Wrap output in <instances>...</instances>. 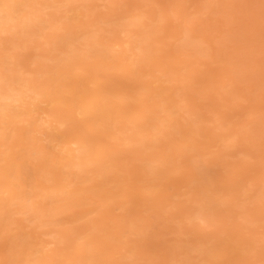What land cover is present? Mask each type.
I'll use <instances>...</instances> for the list:
<instances>
[{
	"label": "bare ground",
	"instance_id": "obj_1",
	"mask_svg": "<svg viewBox=\"0 0 264 264\" xmlns=\"http://www.w3.org/2000/svg\"><path fill=\"white\" fill-rule=\"evenodd\" d=\"M94 1H97V0H0V36H3L4 38H6V37L9 38V43L11 44V47L13 50H17L18 48H21V45L19 42L22 41V39L24 37L30 38L31 35L36 36V33L38 31L40 32V31H43L45 29H49L51 31V33L46 35L45 43H47L48 45L51 46V49L49 48L50 49L49 51H56V50L58 51L57 55L54 54V55L50 56V55H44L43 54L42 56H40L41 60H44V61L50 60V61L54 62V66L57 67V68H55L56 69L55 73L50 72L52 69L50 71L43 70V67H44L43 65L45 63L44 64L42 63L43 67L41 68V70L32 71V72H28V73L20 72L21 76L19 75V77L16 79L13 77L14 74H8V73L6 74L3 71V67L0 66V223L2 220V218H1L2 211L6 210L8 214L10 212V215H13V213L27 215L26 220L30 219V222L31 221L35 222L36 228L43 229V228H47V227H53V223H57L56 217L61 213L60 210L64 205V204H61V202L68 203L69 207L71 208V206L74 205L75 203H77V202L82 203L83 201L86 202V199H88V197L92 196V198L94 197L95 199H97L99 201V203H100L99 206L100 207L102 206L104 209L103 213H102V217L99 216L101 219V220H99L101 225L103 222H105L109 218L113 217V219L111 221L113 224L116 225V229H115L116 233H113V235H112V232H113V230H112V232H111L112 236H110L111 238L109 237L110 240L113 241V240L123 239L122 236H120L121 232L125 228H129L131 230L134 229L135 223L130 222V223H128L127 226L118 225L119 219H120L119 217H121V216L110 214L112 217H109V211L111 210V208L113 209V207H114L113 206L110 208V205L116 204L117 208L120 210L121 204H119L118 202L114 204L113 197H111L112 195L109 196L107 193L109 191H105L106 188L104 189V191L101 190L104 186H94V187L93 186L92 187L86 186L87 188H79V189L71 190V189H69V184L63 183L66 181L67 177H69V175L71 173V171H68V170H67V172L64 171V169H68V168L78 170L77 174H74V176L79 180L78 183H83V182L87 181L83 177V173L86 172L85 170H86L87 166H94V168L92 170H90L92 172V177H102L103 176V173H102L103 166H107V167L110 166L112 164V162L115 161L116 159L113 160V157L110 156L112 154V152L109 151L106 146H105L106 148H102V146H101L102 136H105V138L109 139V141L114 142L115 145H117L116 152H118V154L119 153L122 154V152L123 153L124 152H131L132 150L136 151L138 156L135 158L138 160L141 159V163L143 164V167H141V168H143L142 171L143 172L145 171L146 173H148L150 178H152L153 182H154V180L162 179L168 173L175 172L178 169L179 166H178L177 162H179V161H176V158H178L177 160H179V158H183L185 156L186 157L188 156L189 159L188 158L187 159H188V162L190 165L189 167H191V165L194 166V164H196L197 162H201V161H199L200 159L202 161L205 160L204 156L207 154V151L205 149L201 148V150H199L200 153L198 151H196V152H198V153H196V155H190L189 154L191 151L193 152V151L197 150V145H194L192 140H194L196 142L198 141L195 139L196 136L194 138V136L190 137V135H192V134L197 135L200 131H205L206 129H207V131L208 130L210 131L211 129L208 128L209 127L208 122H210L211 117L213 119L216 116L212 115L210 117L209 115H207V116L199 115V113H198L199 109L197 110V108L192 107V105L189 103H184V98H183L184 95L181 94V91H183V89H188L190 91H193V90H191L193 88V86H195V85L197 86V82L199 83V81L194 78V76H196V75L187 77L188 74L185 73V71H183L184 69H187V68H185V64H184V68H178L177 66H173L172 62H173L174 58L170 55H169L170 58L165 57L166 58L165 59L166 60L165 61L166 67H164L165 66L164 64H163L164 66L157 64V66L154 68V66H155L154 63L156 64V61L157 60L159 61V59L156 58L158 56L155 55V52L157 50L160 51V48L158 49V47L161 46L160 45V41H161L160 39L162 38L161 36H160L161 38L158 36L159 35L158 33L161 30L158 29L157 25H158V23H160L162 21L163 22L166 21V19L168 20L169 15H168V18L166 16L162 17L163 15H165V12L159 11L160 10L159 9L158 11L160 13L156 14V15L160 16V19L159 18L157 19V21L159 20L157 25H155V22H157V21L153 20V18L151 19V17H148L149 22H146L144 20L145 19L144 15L141 16L139 14L138 15L133 14L131 16V14L133 12V11L131 12L132 9L129 11L131 13L128 14V16L124 15L123 13H122V15L119 16L118 15L119 12H118V13L114 14L115 16L117 15L116 18L115 17H113V19L108 18V20H107L104 17L108 21V22H106V24L110 25L109 28L112 27V29H110V30L114 34L113 38H110L108 40H105L104 38L102 39V37L98 36L97 33L94 34V33H91L89 31H86L84 26L82 27V28H84L83 30H81V28H80V30H81L80 33H78V32L71 33L72 39H69V40H68L67 36L62 37L58 34V32H62L63 30L68 29V25H67L66 20H68L70 17L69 13L73 12V13L77 14V17L79 18V16H80L79 11L81 10L80 7L82 8V11L84 8L85 10H87L89 12L92 9V4L94 3ZM101 1H103V0H101ZM111 1L112 0H106V3H108V5H110ZM178 1H180V0H178ZM186 1H188V0H186ZM208 1L210 2V0H208ZM221 1L222 0H219V2H221ZM257 1H259V0H257ZM262 1H259V2H262ZM176 2H177V0H176ZM180 2H182V1H180ZM183 2H184V0H183ZM205 2H207V0ZM250 2H251V0L249 1V3ZM185 3H188V2H185ZM185 3H182V5H184ZM202 3H203V1H202ZM212 3H213V1H212ZM238 3H240V2H238ZM209 4H211V3H209ZM179 5L175 6V8L178 7ZM243 5H244V2H243ZM190 6L188 5V8ZM201 6H203V5L201 4ZM208 6H206L205 9H208L209 8ZM63 7L68 8L65 10V16H61L58 14L60 11V8H63ZM170 7L173 8V5L170 4ZM180 7H181V9H183L182 6H180ZM186 7H187V5H186ZM186 7L182 11L185 12V10H187ZM244 7H246V6H244ZM262 8L263 7H261L260 9L262 10ZM165 9H167V8H165ZM173 9H172V13L175 16V18H177V19L184 13L183 12L181 14V12H180L181 9H179V11H178V9H174V10ZM55 10H57L58 12ZM153 10H155V9H153ZM189 10H187V11H189ZM44 11H46V12H44ZM87 11H86V14L88 13ZM92 11H94V10H92ZM92 11H91V14H88L89 17L92 16ZM95 11H96V9H95ZM136 12H138V11H136ZM194 12H195V10H194ZM203 12H205V11H203ZM257 12H259V15H261V13H260L261 11L258 10ZM84 13H85V11H84ZM139 13H141V12H139ZM161 13H162V15H160ZM188 13L190 14V11L187 12V14ZM193 13H192V16H193ZM119 14H121V13H119ZM185 14H186V12H185ZM204 14H206V12ZM204 14H203V16L200 14L203 19L200 18L199 14H198L199 19L204 20L205 19ZM254 14H255V12H254ZM262 15H263V13H262ZM153 16H155V15H153ZM73 17H75V16H73ZM73 17H72V19H74ZM83 17H84V14H83ZM196 17L194 15V18H196ZM181 18H182V16H181ZM185 18L186 17L184 16V19ZM109 19H111V20H109ZM191 19H193V17H191L190 20ZM236 19L239 20L241 18L237 17ZM98 21H99V19H98ZM261 21H263V20H261ZM261 21L258 20V23ZM169 22H171V21H169ZM192 22H193V20L191 22H189V19H188L182 25L183 26L182 29L178 28L181 30V32H179L178 30H174V33L170 32L172 34L171 37H170V33H168L169 36H167V38L168 37L172 38V41L175 40L174 37L176 35L178 36V37L176 36L177 46L176 47L174 46V47L177 48L176 50H179V52L182 51L184 54L183 56H185V58H187L186 55L190 54L188 52L191 50L194 51L195 55L198 54V55L205 56L207 48L211 47V45L209 43L205 44L204 39H202L200 36H196L197 34L194 35L195 33H198V31L195 32L193 30L192 24H191ZM232 22L234 23V21H232ZM235 22H236V20H235ZM100 23H101V21H100ZM176 23L177 22H175L173 25L171 24L173 29L180 24L179 23L177 25ZM188 23H190V24H188ZM197 23H199V22H197ZM95 24H96V22H95ZM101 25L102 24H98V26H101ZM197 25L198 24H196L195 27ZM202 25L203 24H201L200 27ZM240 25H241V23L238 26H240ZM252 25H253V22H252ZM261 25L262 24H260V27L264 28L263 27L264 24L262 26ZM167 26H170V25H167ZM254 26H256V25H254ZM106 27L108 29V26H106ZM162 27L165 29L164 26H162ZM257 27H258V25H257ZM260 27H259V29H260ZM102 28L104 29L103 26H102ZM163 28H162V30H163ZM241 28H242V26H241ZM103 29L99 28V30H101V31H106L108 33L111 32L110 30L108 31V30H103ZM176 29H177V27H176ZM246 29L250 30L248 28V26H246ZM254 29H255V27H254ZM36 30H37V32H36ZM99 30H98V32H99ZM237 30L235 31V33L237 32ZM247 30L245 33L243 32L244 34L241 33V35H238L242 38V34H243V37H245V39H243V41L244 40L247 41L246 36L249 35V34H247ZM260 30H259V32H260ZM192 31H194L195 33ZM199 31H200V29H199ZM202 31H203V29H202ZM238 32L240 34L239 30H238ZM248 32H250V31H248ZM259 32H256V33H259ZM245 34H247V35L245 36ZM262 34H264V33L261 32L260 35H262ZM74 35H76V36L74 37ZM201 35H202V33H201ZM256 35H258V34H254V36H256ZM103 36L105 38L108 37L105 35H103ZM238 36L236 37V39L238 38ZM222 37L224 38L225 36H222ZM222 37L220 36L219 38H222ZM233 37H235V36H233ZM249 37H251V36L249 35ZM263 37L264 36H262L261 39H264ZM225 38H228V37H225ZM230 38H228L227 40H229ZM259 38L257 37V41ZM255 39H256V37H255ZM261 39H260V41H261ZM78 40L82 41L80 43V47L79 48L77 46L73 47L74 46L73 42L74 41L76 42ZM234 40H235V38H234ZM248 42H249V40L246 43L247 46H245V45H244V47L239 46V48L243 47L241 49L242 52H245V51L247 52L248 47H250V46H248V44L250 45V42L252 43V41H250L249 43ZM157 43H159L157 45L158 47H156ZM241 43H242V41H241ZM161 44H162V42H161ZM168 44H167L166 48H168ZM204 44L209 45V46L208 47L206 46L207 47L206 48V47H204ZM213 45H215V44H213ZM213 45L209 49L210 52H211L212 48H213V50L216 49L213 47ZM251 45H253V44H251ZM254 45H256V44H254ZM22 46H24V45H22ZM215 46L216 47L218 46V48H219L218 42L216 43ZM0 51H1V49H0ZM129 52H130V55L129 56L127 55L128 58L126 59L129 61V64H127L128 70H127L126 74L128 75V77H132V79H134L133 78L134 77L133 71L136 70L137 73H139V75H136L135 79H137L136 81H140L138 91L136 92V94H138L137 96L139 97V98L136 97V98H138L139 103H138V107H135L136 105L135 106L132 105L133 107H135L133 109L124 105L125 103L129 104L130 100H127V99H129L128 96L122 94V89L117 88L118 86L115 88H113L114 87L113 86L112 89L102 88L100 86L101 81H99L96 78L97 72H107L110 70L111 71L121 70L120 65H116V64L114 65L113 64V65L109 66L108 65L109 63L105 64L102 61H104L105 59H111V58H113V59L116 58V60H120L118 58L123 59L124 55L126 56V54H128ZM171 52H169V53H171ZM177 54H178V52H177ZM212 54H213V52L210 55H212ZM222 54H224V53H222ZM210 55L208 56V58L211 57ZM213 55H215V54H213ZM234 55H235V53H233V56ZM166 56H168V54ZM160 57H163V55L159 56V58ZM212 57H211V59H212ZM245 57H247V56H245ZM10 58H13V61L15 59L14 62L17 61V58L14 54L11 55ZM214 58H216V57H214ZM214 58H213V60H214ZM246 59L249 60L248 58H246ZM116 60L114 59L112 62H115ZM162 60H164V59H162ZM178 60H180V59H178ZM192 60H196V59L193 58ZM198 60H199V58H198ZM213 60H212V62H213ZM215 60H214V63L216 62ZM222 60H220V62L223 63ZM243 60H245V59H243ZM123 61H125V59H123ZM180 61L183 62V60H180ZM206 61H207V59H206ZM108 62H109V60H108ZM117 62L118 61H116V63ZM120 62H121V60H120ZM184 62H186V61H184ZM226 62H227V59H226ZM126 63L127 62L125 61V63H123L122 66L123 67L127 66ZM229 63L230 62H227V66L229 65ZM186 64H187V62H186ZM96 65H98V66L100 65V67L98 69H95L94 66H96ZM50 66H52V65H50ZM54 66L52 68H54ZM191 66H192V68L194 67L193 65H191ZM200 66H201V64L198 67H200ZM224 66H226V65H224ZM227 66L224 68L221 67V71H222V68L224 70L223 74H222V72L220 73L218 71V73L221 74V76H220L221 81H219L220 83L223 82L225 78H228L231 74L228 70L229 67H227ZM231 66H230V68H231ZM123 67H122V70H124V68H126V67H124V68ZM148 67L150 69L148 72H146V68H148ZM189 67H190V65H188V68ZM210 67H209V69H210ZM194 68H196V67H194ZM233 68L234 67H232V69ZM37 69H38V67H37ZM54 70H52V72ZM79 71H81V72H79ZM190 72H191V70H190ZM190 72H189V74H190ZM193 72H194V70H193ZM204 72H206V70H204ZM38 74L41 75L40 77H43V80L42 79L39 80L37 78ZM78 74H80V75L78 76ZM83 74H88L89 76L81 77V76H83ZM195 74H197V73H195ZM199 74L200 73H198V75ZM208 74H210V73H208ZM147 76H151L152 80L154 78V80L152 81L153 83L161 82V84H163V85L159 86L156 89L157 91L152 92L151 90L148 89L149 87L144 85V81H142L143 78H145V77H146V79H148ZM183 76H185V79L183 78ZM231 76L234 77L233 75H231ZM213 78H214V76H212V80H213ZM215 78H216V75H215ZM215 78H214V80H215ZM203 79H205V77ZM210 79L211 78L209 76L206 77V79L203 81V83H209ZM199 80H201V79L199 78ZM233 80H235V79H233ZM147 81H149V80H147ZM171 81H173L174 84L176 83L175 81L181 83V85L183 83L184 84L182 86L177 85V87L176 86L175 87H165V85L169 84ZM236 81H239V78ZM212 82H210V83H212ZM214 82H216V80ZM237 84H238V82L236 83V85ZM200 85H202V84H200ZM226 85L227 84L221 85L220 87H226ZM153 86H155V84H153ZM172 86H173V84H172ZM204 86H205V88L210 87L208 84H206ZM228 86L231 88L230 84H228ZM215 87H217V86H215ZM234 87L232 86V88H234ZM134 88H132V91ZM194 89H195V87H194ZM221 90L225 91L224 89H221ZM196 91H199V90L196 89ZM150 92H152V93H150ZM167 92H172V93H170L169 95L168 94L165 95ZM236 92L238 93V91H236ZM232 93H234V92H232ZM150 95H152V97H149ZM116 99H119V102H117ZM151 99H154V101H153L154 104L152 103L153 105H151L152 107L146 109V107L148 105L147 104L145 107V110H144V108L141 109L142 107L145 106L146 101L148 103V100L151 101ZM134 100L135 99H133V101L131 100L133 102V103L131 102L132 104L135 103ZM202 100H205V98H202ZM219 102H220V100H219ZM42 103H44V104L47 103V105L44 109H42V106H41ZM205 104L207 106L208 103H205ZM149 105H150V102H149ZM211 105L214 106L213 103ZM212 106L210 107V105H209L210 108H212ZM207 109H208L207 107L204 108V110H206V111H207ZM211 110H213V109H211ZM216 112L217 111H215V113L214 112H212V113L216 114ZM178 113H179L180 117H179V115H178V117H176V115ZM201 113L203 114V111ZM218 114H220V113L218 112ZM246 114H247V111H246ZM250 114L248 112V115H250ZM223 115H225V114H223ZM44 116H46V117H44ZM222 116L217 118L218 123H215V127H214V125L212 126V127H214L215 130H218V132L223 130L222 128L225 126V123L228 122L227 119L225 120V118H223L224 120L222 121ZM261 116H263V115H261ZM243 117H244V115H243ZM178 118H179V120L181 119L180 120L181 122H183L182 125L184 124L186 127H188L187 130H185V128H184V130H182L181 128H183V127H179V129H178V127L177 128L175 127L174 123H176ZM241 119H243V118H241ZM261 119H264V118H261ZM36 122H39V124L46 125L49 130L58 131L59 128H65L66 126H70L71 128L66 130V131H68L67 134L62 133L60 137L53 139L52 143H51L52 148L57 149L58 152L64 153V155H62L61 157H57L58 161H54V160L52 161V159H51L52 163L51 164L49 163L50 164L49 167H53L55 170H57V173H60V171H61L60 176L48 178L46 175L48 173H50V174H53V173L47 171L46 169H44V167H42V169L44 171L43 173H41L42 178H44L45 181H51V182L45 183V184L42 183V184H39L38 186H36V185L33 186L32 189L34 190V193L32 191L33 194L28 197L24 193L26 190L24 188V185L22 184L23 182L21 179V172H20L19 164L15 161L16 160L15 154L19 152L18 150L20 148L16 147L15 144H10V145L6 144V140H7L6 133L9 130V134H11L13 136L15 135L17 138L22 137V135L25 133L26 134H31L32 132L35 133L38 131V129H37L38 125L36 124ZM242 122L245 123V117H244V120ZM250 122H248V123H250ZM18 123H22V125H23V123H25L23 131H20L21 133H19V131L16 127V124H18ZM177 123L179 125V122H177ZM207 123H208V125H207L208 127L206 128ZM248 123H247V125H249ZM251 123H253V122H251ZM212 124L213 123L211 120V125ZM260 124H262V123L260 122ZM263 125H264V123H263ZM240 126H242V125H240ZM248 127H247V129H248ZM225 128H227V127L225 126ZM228 129L231 130V127L230 128L228 127ZM223 131H225V130H223ZM190 132L192 134H190ZM225 132H223V133H225ZM203 133H206V132H203ZM220 133H222V132H220ZM175 134L182 136V137L180 136V138L183 139L182 140L183 143H182V146H179V147L176 146L177 148H179L178 154L175 155L176 158L175 157L171 158V157H173L172 154L165 155L162 152H159L158 151L159 148L156 144L160 141L161 142L163 141L165 144V148L163 150L172 149L174 147V145L176 144L175 142H179V144H180V140L179 141L176 140ZM209 134H211V133H209ZM209 134H207L208 138H209ZM215 134H217V133H215ZM244 134H245V132H244ZM41 135L43 136L44 134H41ZM237 135L240 136L241 134H236L235 132H232V133H229L226 135L220 134V137H218V135H217V137L220 139V141L224 145L223 147H227V148L230 147V150L233 152V150H235L238 147L237 142H239V139H237ZM248 136H249V134H248ZM177 137H179V136H177ZM202 138H204V137H202ZM210 138H211V135H210ZM241 138L243 139V137H241ZM200 140L201 139H199V141H198L199 144L201 143ZM38 141H43V139L38 138V137L34 138V136H33V137L29 138L28 143L33 146L32 152H34L37 156H39L41 158V156L43 157L44 154L46 155V153H44V151H43V146L40 147V145L37 144ZM191 141H192L193 145L190 144ZM245 141H246V139H245ZM209 142H212V141L209 140ZM214 142H216V141H214ZM221 142H219V143H221ZM36 144H37V146H35ZM177 145H178V143H177ZM214 145L215 144H213V146ZM124 146H126V149H124ZM46 147H47V145H46ZM46 147H45V149H46ZM131 147H134V148L132 149ZM146 150L147 151L149 150L148 156L143 158L141 156L142 155L141 152L144 153V152H146ZM174 151L176 153V150H174ZM237 152H238V154H243V155H246L249 157L251 156L250 151H249V147H245L244 150L238 149L235 152V154L232 156L235 157V155H237L236 154ZM175 153H173V155ZM217 156L221 157L222 155H221V153H218L216 155V157ZM65 159H67V161H65ZM249 161H248V163H249ZM180 162H182V161L180 160ZM185 162H187V161H184V163ZM58 163L61 164L59 168L57 167ZM141 163H139V164H141ZM180 165H181V163H180ZM62 170L64 172H62ZM194 170H196L198 172V175L200 174V176H202L201 178L207 179L210 182L208 174L205 175L203 173V170H205V169H203L202 167H196V169H194ZM62 173H65L64 175H67V176L61 178ZM229 174L231 175L232 173H228V175ZM233 174H234V172H233ZM200 176H199V178H200ZM201 178L199 179V182L202 181ZM113 180H115V179H113ZM197 180L198 179H196V181ZM72 182H74L73 178H71L70 181H67V183H70V184ZM119 183H121L120 180L119 181L115 180L111 184L116 187ZM221 183H222V181H221ZM143 184H144V182H143ZM151 184H150V186H151ZM191 184H192V182H191ZM131 185L129 183L128 187H133ZM153 185H155V184H153ZM255 185H257V184H255ZM198 187H201L202 189L199 191L193 190L191 197H189V199H188V201H190L192 203L190 205V208L184 209V211L182 210V212L180 214V223L182 225H187L188 227L189 226L195 227L196 225L198 226V228H199L197 230L198 236H200L201 233L203 231H205V229L209 226L210 222H212V224H216V221H214L212 219L215 216H219L220 213H222L221 211L218 210V206L226 205V206L231 207V206L235 205L234 202H236V206H237L236 208L240 209L242 207V205H244L245 201H248L247 202L248 205H252V204L256 203V202L253 203L254 202V200H253L254 196H251V195L248 196L247 195L250 192V190L248 188H246L245 185H242V187H239V184L236 183L235 180H233L231 182V184L229 185V187H226V189H223L221 186L220 187L222 189L221 188L220 189L219 188H216V189L215 188H209V185H208V187H206V186H204V187L198 186ZM211 187H212V185H211ZM257 187H259V186H257ZM238 188H241V189H239L240 191H238ZM110 189H108V190H110ZM147 189H149V187ZM150 190L146 196L148 201L151 203L150 204L151 207H149V208L154 212L159 211L158 209L155 208L157 206L154 207L152 205L153 203H155L154 201H156V199H157L155 196L156 191L154 190L152 192V190L151 191ZM251 190H252V188H251ZM220 191L222 194L218 195ZM123 192H124V189L119 193H121V195L125 194ZM84 193H86L87 195H84ZM251 193H252V191H251ZM28 194H29V192H28ZM113 194H117V193L113 192ZM39 195L41 197V198H39V199H41V202L38 201V203H37V201L35 199H37V196H39ZM132 195L129 194V197H132ZM184 195H185V193L183 194V196ZM118 196L120 197L119 194H118ZM224 196L232 197V199L229 200L227 197V199H228L227 200L224 198ZM129 197H127V198L129 199ZM134 197H136V196H134ZM136 198H138V197H136ZM131 199H133V197ZM131 199L128 200V202L129 201L131 202ZM147 199H145V200H147ZM88 200H87V202H88ZM133 200H132V202H133ZM148 201H145V203H148ZM183 201H185V200H183ZM188 201H187V203H188ZM263 202H264V200H263ZM94 203H97V202H94ZM257 203H259V202H257ZM89 204H91V203H86V205H89ZM15 205L17 206V208L15 210L10 209V211H9V208H11L12 206H15ZM80 205H82V204H80ZM142 205H143V207H146V206H144V204H142ZM107 206H108V208H106ZM126 206H127V204H126ZM141 207L142 206H140L139 209ZM260 209L262 210L264 208H260ZM229 210H231V208H229ZM243 210L244 211L241 213L242 214V217H241L242 220L246 219L250 223L259 221L260 218L255 219L256 217L253 218V220H249V218L254 215V210H251L250 208H248V206H246V209L244 208ZM166 211H167V209H166ZM228 211H226V212L227 213L231 212V211H229V212ZM90 213H91L90 211L87 212V214H90ZM140 215H142V214H140ZM164 215H165V213H164ZM225 215H226V213H225ZM220 217H223L222 214L220 215ZM126 219H128V217ZM139 219H141V218H139ZM86 220H87V217H86ZM69 223H71V222H69ZM95 224H92V226H90V229L92 231H94V234L101 235L104 232V231H102L103 227L97 223H95ZM61 225H63V224H61ZM90 229H89V232H90ZM45 230L46 229H44V231L42 232L43 235H53V238H55V242H57V243H62V244L68 243L69 246H67V248H70L73 251L72 252L73 254L72 253L69 254L70 256L67 253H62V252H58V253L56 252V253H50L49 254L47 251L48 250L47 247L49 244L44 242V243H41L38 248L30 250L29 252H27L25 254L24 264H95L94 261H96V260L90 261L88 259V257L86 259V257L84 256L85 252H87L89 254L90 251L95 250L94 249L95 246L92 243L93 241L91 239V235L93 233L88 234V231H87V233L86 232L85 233H77L75 230H71L68 232L67 231L66 232L65 231L59 232L58 231L59 229L57 231L50 229L51 231L49 230V232H47ZM215 232H217V231H215ZM131 234H132V232H131ZM139 234H141V233H139ZM215 234H213V235H215ZM108 235H110V234H108ZM213 235L210 236L206 233L204 236V241H201L200 237H198V240H197L198 245H196V246L194 245L195 246L194 250L195 251L198 250L199 252H201L203 257H205L206 262L209 264L210 263L217 264V263H215L216 262L215 257H217L220 254H223L227 248H230L232 246L231 244H229L228 242H225L224 240H223V242H221V240H219L220 242L217 240V242L213 243L210 246H208V245L204 246L205 243L210 242V240H212L214 238H217V239L219 238V237H215V236H217V234L215 236H213ZM229 235H230V239H227V240L231 241V243H233V246L236 247V249L242 250L243 246L245 244L247 245V242H245L243 239V236L245 235V233L233 231V234H229ZM128 236H130V235H128ZM139 237H141V235ZM85 238H88L89 240L86 243H80V241L84 240ZM131 241H132V239H131ZM106 242H108V241H106ZM20 244L22 245V243H18L16 245L19 247ZM23 245H25V243ZM248 246H246V248L243 250L249 251V249H251L252 247L250 246V244ZM98 247H101V245ZM109 248L110 247H107L108 251L111 249V248L110 249ZM137 249H136V251H137ZM96 250H98V249H96ZM50 251H52V250H50ZM108 251H107V253H108ZM99 252H101V251H99ZM115 252H117V251H115ZM111 253H113V252H111ZM184 253H186V252H184ZM71 255L72 256L74 255L73 259L72 258L70 259ZM108 256L111 258L110 255H108ZM105 258H106V256H105ZM107 259H109V258H107ZM216 260H218V259H216ZM219 262H220V264H228L229 263L226 261V259H222ZM104 264H106V262ZM244 264H257V261L250 260L248 262H245Z\"/></svg>",
	"mask_w": 264,
	"mask_h": 264
},
{
	"label": "rangeland",
	"instance_id": "obj_2",
	"mask_svg": "<svg viewBox=\"0 0 264 264\" xmlns=\"http://www.w3.org/2000/svg\"><path fill=\"white\" fill-rule=\"evenodd\" d=\"M180 1H182V2H180ZM180 1L177 0V2H178L177 3L176 0H112L110 5H108V3H106V0L105 1L104 0L103 1L97 0V1H94L95 4L94 3L92 4V9L89 12L87 10H85L84 8L82 11V8L80 7L81 10L79 11V15H80L79 18L77 17V14H75V13H73V12L69 13L70 15L69 14L68 15L70 17L68 20H66L67 25H68V29L63 30L62 32H58V34L62 37L67 36L68 40H69V39H72L71 33H75V32L80 33V31L85 28L86 31H89V32L94 33V34L97 33L98 36L102 37V39L104 38L105 40H108L110 38H113L114 34L110 30V29H112V27L109 28L110 25L106 24V22H108L107 21L108 18H111V19H113V17L116 18L117 15L115 16L114 15L115 13H118V12L121 13V14L118 13L119 16L122 15V13L124 15L128 16V14H130L133 11L131 16L133 14H136V15L139 14L141 16L144 15V18H145L144 20L146 22H149L148 17H151V19L153 18V20H156V21L158 18L160 19V16L156 15V14L160 13L159 11L165 12V15H163L162 17L166 16L168 18V15H169L168 20L166 19V21H164V22L161 20L162 22H160V23H158L159 20L157 22H155V25H157V23H158V25H157L158 29L161 30L158 33L159 34L158 36L159 37L161 36L162 38L160 37L161 41L159 40L161 46L159 45L160 47H158L157 45L159 43L156 44V47H158V49L160 48V51L157 50L155 52V55L158 56L156 58L159 59V61L157 60L156 64L154 63V65H155L154 68L157 66V64L162 65V66L165 65L164 67H166V64H165L166 60L165 59L168 58L170 55L174 58V60L172 62L173 66H177L178 68H184V64H185V68H187L188 70L184 69L183 71H185V73L188 74L187 77L196 75V76H194V78L199 81V83L197 82V86L196 85L193 86V88L191 89L193 91H190L188 89H183L184 92L181 91V94L184 95V97H183L184 103H189L192 105V107L197 108V110L199 109L198 110L199 115H203V116L209 115L210 117L212 115L216 116L213 119L211 117V120L213 123L212 125H211V120H210V122H208L209 125H208V123L206 124V128L209 126L208 128L211 129L210 130L211 132L209 130L207 131V129H206L205 131H200L197 134L198 136L194 135L190 132V134H192V135H190V137L194 136V138H195V136H196L195 139L198 141H199V139H201L200 140L201 143L199 144L198 141L196 142V141L192 140L194 145H197V150H195L193 152L191 151L189 154L190 155H196V153H198L199 150H201V148L205 149L207 151V154L204 156L205 160L202 161L200 159L199 161H201V162H197L196 164H194V166L191 165V167H189L190 165L188 162V159H189L188 156L187 157L185 156L183 158H179V160H177L178 158H176V156H175L176 154H178L179 148H177V147L182 146V143H183L182 140L183 139L180 138L181 135L175 134L176 140H178V141L180 140L181 145L179 144V142H175L176 144L170 150H163L165 148V144L163 141L158 142L156 145L159 148L158 149L159 152H162L165 155L172 154L173 157H171V158L175 157L176 161H179V162H177L179 167L175 172L168 173L162 179H157V180H154V182H153L152 178H150L149 174L146 173L145 171L144 172L142 171L143 168H141V167H143V164L141 163V159L138 160L135 158L138 156L136 151L132 150L131 152H124V153L122 152V154H120V153L118 154V152H116L117 145H115L114 142L109 141V139L105 138V136H102V138H101L102 148L107 147L108 150L112 152V154L110 156L113 157V160L116 159L115 161L112 160L113 162L110 166H108V167L103 166V168H102L103 176L102 177H92V172L90 170H92L94 168V166H87L86 170H85L86 172L83 173V177L87 181H85L83 183H78L79 180L74 176V174H77L78 170L68 168V169H64V171L67 172V170H68V171H71V173H70L69 177H67L66 181L64 180L65 182H63V183L69 184V189H71V190H75V189H79V188H87V187H92V186L93 187L94 186H104L101 190L104 191V189L106 188L105 191H109L107 193L109 196L112 195L111 197H113L114 204L117 202L119 204H121L120 210L117 208L116 204H115L116 206L110 205V208L113 206L114 207H113V209L111 208V210H110L111 212L109 211V217H112L111 215L121 216V217H119L120 219H119L118 225L127 226L128 223L134 222L135 223L134 229L131 230L129 228H125L124 229L125 231L123 230L121 232L120 236H122V238L124 240L120 239V240H113L114 242L111 241L110 236H112L113 233H116V230H115L116 225L113 224L111 221L113 219V217L109 218L108 220L103 222L101 225L99 220H101L100 217H102V213H103L104 209L102 206L101 207L99 206L100 205L99 201L97 199H95L94 197L92 198V196H90L91 198L88 197L89 200L86 199V202L83 201L82 203H80V202L75 203L74 205L71 206V208L69 207L68 203L61 202V204H64V205L60 210L61 213L56 217L57 223H53V227H47L48 229L47 228H43V229L36 228L35 222H33V221L30 222V219L26 220L27 215L18 214V213H13V215H10V212L8 214L7 211L4 210V211H2V214H1L2 220L0 223V264H24L25 254L27 252H29L30 250L38 248L39 245L41 243H44V242L49 244L47 247V249H48L47 251L49 254L50 253H56V252L57 253L62 252V253H67L69 255L73 252L70 248H67V246H69L68 243L67 244L66 243L65 244L64 243L63 244L57 243V242H55V238H53V235H43L42 232L44 231V229H46L45 231H47V232H49L50 229L56 230V231L59 229L58 230L59 232H63V231L68 232L71 230H75L77 233H85V232L87 233V231H88V234L93 233L91 235V239L93 241L92 243L95 246V248H94L95 250H92L93 252L90 251L89 254L87 252H85L84 256L86 257V259L88 257V259L90 261L96 260V261H94L95 264H104L105 262H106V264H108V263L109 264H125V263L126 264H209L206 262V259H205V257H203L201 252H199L198 250H196V251L194 250L195 246L198 245V241H197L198 237H200L201 241H204V236L206 233L210 236H212L213 234L216 233L217 236H215L216 234L213 236L219 237V238L218 239L214 238V239L210 240V242L205 243L204 246H207V245L210 246L213 243L217 242V240L218 241L221 240V242H223V240H224L225 242H228L229 244L232 245L230 248H227L223 254H220L221 256L218 255L217 257H215V261H216L215 263L220 264L219 261H221L222 259H226V261L229 262L228 264H244L245 262H248L250 260L257 261V264H264V221H263L264 220V218H263L264 217V209H262V210L260 209V208H264V202H263V200H264V193H263L264 192V125H263L264 119H261V118H264V39H261L262 36H264V34L260 35L261 32L264 33V28L260 27V24H262V25L264 24V0L263 1L259 0L262 2H259L257 0L256 1L251 0L250 3H249L250 0H239V1L238 0H228V1L222 0L223 2L222 1L219 2V0H210V2L208 0H207V2H205L206 0H188V1L184 0V2H183V0H180ZM202 1H203V3H202ZM212 1H213V3H212ZM185 2H188V3H185ZM238 2H240V3H238ZM243 2H244V5H243ZM182 3H185V4L182 5ZM209 3H211V4H209ZM170 4L173 5L174 9H178V11H179V9H181L180 6H182V8L184 9L187 5L186 9L187 10L190 9L189 11H190L191 15L189 13L187 14V12H189V11L185 10V12H186V14H185V12L182 11L183 9H181L180 12H181V14L184 12L183 13L184 15L183 14L181 15L182 18H181V16L178 19L175 18V16L172 13L173 8L170 7ZM201 4L203 6H201ZM177 5H179V6L175 8V6H177ZM188 5L189 6L191 5L192 7L190 6L188 8ZM206 6H208L211 10L209 8L205 9ZM244 6H246V7H244ZM261 7H263L262 10L260 9ZM165 8H167V9H165ZM66 9H68V8H66V7L60 8V11L58 14L61 16H65V10ZM95 9H96V11H95ZM153 9H155V10H153ZM193 9L195 10V12ZM257 9L259 11H261L260 12L261 15H259V12H257L258 11ZM92 10H94V11H92ZM130 10H131V12H129ZM55 11H57V10H55ZM84 11H85V13H84ZM86 11L88 12L87 14H86ZM91 11H92V16L89 17L88 14H91ZM136 11H138V12H136ZM203 11H205L206 14H204L205 12H203ZM44 12H46V11H44ZM139 12H141V13H139ZM254 12H255V14H254ZM192 13H193V16H192ZM262 13H263V15H262ZM83 14H84L85 18L83 17ZM198 14H199L200 18H202L203 14H204L205 19L204 20H202L203 18L199 19ZM153 15H155V16H153ZM160 15H162V13ZM194 15H195V17L196 16L197 17L194 18ZM73 16H75V17H73ZM184 16L186 17L185 18L186 20L184 19ZM72 17L74 19H72ZM191 17H193V19L190 20ZM237 17H240L241 19L238 20V19H236ZM187 18L189 19V22H191L193 20V22L191 23L192 28L195 32L198 31V33H195L194 31H192L195 33V34L193 33L194 35L197 34L196 36H200L202 39H204L205 44L209 43L211 45V47L213 44L216 45V43L218 42L219 48H218V46L216 47L215 45H213V47L216 49L213 50V48H212V50L210 52L209 49L211 47H208L209 45L204 44V47H206V46L208 47V48L206 47L207 51H206L205 56L198 55V54L195 55L194 51L191 50L188 52L190 54L186 55L187 58H185V56H183L184 54L182 51L179 52V50H176L177 48H175V47L177 46V40H176L177 35L174 37L175 40L172 41V38H170L172 36V34L170 32L174 33V30H178L179 32H181L180 29H182V27H183L182 25L184 24V22L188 20ZM98 19H99V21H98ZM111 19H109V20H111ZM257 19L260 21L261 20H263V21L259 22L260 23L259 24ZM231 20L234 21V23ZM235 20H236V22H235ZM100 21H101V23H100ZM169 21H171V22H169ZM174 21L177 22L176 23L177 25L180 23L178 26H176L177 29H176V27L174 29L172 27V25L175 23ZM95 22H96V24H95ZM197 22H199V23H197ZM252 22H253V25H252ZM240 23H241V25L238 26ZM98 24H102V25L98 26ZM188 24H190V23H188ZM196 24H198V25L195 27ZM201 24H203V25L200 27ZM167 25H170V26H167ZM254 25H256V26H254ZM257 25H258V27H257ZM83 26H84V28H82ZM102 26L104 27V29L102 28ZM106 26H108V29ZM162 26H164L165 29ZM241 26L243 29L241 28ZM246 26H248V28L250 30H247ZM98 27L103 29V30H108V31L110 30L111 32L108 33L106 31H101V30H99ZM254 27L256 30L254 29ZM259 27L261 30L259 29ZM263 27H264V25H263ZM80 28H81V30H80ZM162 28H163V30H162ZM178 28H180V29H178ZM198 28L200 29V31ZM202 29H203V31H202ZM237 29L240 31V34H239ZM98 30H99V32H98ZM236 30H237V32H236L237 34L235 33ZM246 30H247V34H249L251 36V37H249V35L245 34V36L247 35L246 40L247 41L249 40V42L252 41V43L250 42V45L248 44V46H250V47H248L247 52L246 51L242 52L241 49L244 47V45L247 46V44H246L247 41H245V40L243 41V39H245V37H243V34L246 32ZM259 30H260V32H259ZM49 31H50L49 29H45V30L40 31V32L39 31L37 32V30H36V32H37L36 36L31 35L30 38L24 37L22 39L23 42L22 41L19 42L21 45V48H18L17 50L12 49L11 44L9 43V38H7V37L4 38L3 36H0V41H1L0 42V49H1V51H0V62H1L0 66L3 67V71L6 74L7 73L8 74H14L13 77L17 79L19 77V75L21 76L20 72L28 73V72H32V71H39V70H41V68L43 66H44L43 70H45V71H50L51 69L54 70L55 68H57L56 66H54V62H52L50 60H47L48 61L47 62V61L40 59V56H42L43 54L44 55H50V56H52L54 54H56V55L58 54L57 50L56 51H49L51 49V46L48 45L47 43H45L46 35L51 33V31L50 32ZM248 31H250V32H248ZM256 32H259L260 34L256 33ZM168 33H170V37L167 38V36H169ZM201 33H202V35H201ZM241 33H243L242 38L240 36H238V35H241ZM254 34H258V35L254 36ZM103 35L108 36L109 38L108 37L105 38ZM232 35L235 37H233ZM236 35L238 36L237 39H236V37H237ZM75 36L76 35H74V37ZM220 36L221 37L225 36L228 38L231 37V38L229 40H227L228 38H225V37L219 38ZM255 37H256V39H255ZM257 37L258 38L260 37L258 39V41H257ZM234 38H235V40H234ZM260 39H261V41H260ZM241 41H242V43H241ZM81 42H82L81 40H78L76 42L74 41L73 47L77 46L79 48ZM161 42H162V44H161ZM167 44H168V48H166ZM251 44H253V45H251ZM254 44H256V45H254ZM22 45H24V46H22ZM239 46H243V47L239 48ZM176 51L178 52V54ZM169 52H171V53H169ZM212 52L215 55H213V54L210 55ZM222 53H224V54H222ZM233 53H235L234 56H233ZM13 54L17 58L16 62H14L15 59L13 61V58H10V56ZM167 54H168V56H166ZM127 55L129 56L130 52L128 54H126V56L124 55V57H123V59H125V61L127 62L126 65L129 64V61L126 60L128 58ZM162 55H163V57L159 58V56H162ZM209 55L211 57L213 56L212 59H211V57L208 58ZM245 56H247V57H245ZM214 57H216L217 59ZM193 58H195L196 60H192ZM198 58H199V60H198ZM213 58H214V60L216 59L215 63H214ZM246 58H248L249 60H247ZM114 59L116 60V58H114ZM114 59L113 58L105 59L102 62L105 64L109 63L108 64L109 66H111L113 64L114 65L115 64L120 65L121 70H117V71H111L110 70L107 72H97L96 78L99 81H101L100 86L102 88L112 89L113 86H114L113 88L118 86L117 88L122 89V94L128 96L129 99H127V100H130V103L133 101V99H135L134 104H132L133 103L132 102L131 104L125 103L124 105H126L132 109L135 107H138V103H139L138 98L139 97L137 96L138 94H136V92L138 91L140 81H136L137 79H135V77H136V75H139V73H137V71L134 70L133 71V75H134L133 78L134 79H132V77H128V75L126 74L127 70H128L127 69L128 65L124 66L126 68H124L122 66L123 63H125V61H123V59H121V58H118L121 60V62H120V60H116V61H118L117 63H116V61L112 62ZM162 59H164V60H162ZM178 59L183 60V62L186 61L187 64L190 65L191 68H192L191 65H193L197 69L194 67L192 69L190 67L188 68V65L186 64V62L183 63L182 61H180ZM206 59H207V61H206ZM226 59H227V62H230L228 66H227ZM243 59H245V60H243ZM108 60H109V62H108ZM212 60H213V62H212ZM220 60H222L223 63L220 62ZM42 63L43 64L45 63V64L43 65ZM200 64H201V66L198 67ZM50 65H52V66H50ZM224 65L229 67L228 70L231 74L228 78H225L224 81L220 83L219 82V81H221L220 80L221 79L220 73L222 72V74H223V72H224L223 68L226 67ZM53 66H54V68H52ZM208 66L209 67L211 66L210 69ZM230 66H231V68H230ZM37 67H38V69H37ZM94 67H95V69H98L100 67V65L99 66L96 65ZM122 67L124 68V70H122ZM221 67H223L222 71H221ZM232 67H234V68L232 69ZM149 69H150L149 67L146 68V72H148ZM52 70L50 72L55 73L56 69L53 72H52ZM190 70L192 73L190 72ZM193 70H194V72H193ZM204 70H206L207 73L204 72ZM218 71L220 73H218ZM79 72H81V71H79ZM189 72H190V74H189ZM195 73H197V74H195ZM198 73H200V74L198 75ZM208 73H210V74H208ZM79 75L80 74H78V76ZM215 75H216V78H215ZM231 75H233L234 77H232ZM40 76L41 75L38 74L37 78L39 80L40 79L43 80V77H40ZM87 76H89V75L83 74V76H81V77H87ZM208 76L211 78L210 82L213 81L212 82L213 84L210 82L209 83H203V81ZM212 76H214L217 83L214 82L215 81L214 78L212 80ZM202 77L203 78L205 77V79H203ZM237 77L239 78V81H236V80H238ZM147 78L148 79H146V77L143 78L142 81H144V85L149 87L148 89L151 90L152 92L157 91L156 89L159 86L163 85V84H161V82L153 83L152 81L154 80V78L152 80L151 76H147ZM183 78L185 79V76H183ZM199 78L201 80H199ZM233 79H235V80H233ZM147 80H149V81H147ZM172 82L173 81H171L170 83L168 82L169 84H166L167 86L164 84L165 87H175V86L177 87V85H179V86L181 85V83H179L177 81H175L177 84L176 83L174 84V82L173 83ZM237 82H238V84L236 85ZM153 84H155V86H153ZM172 84H173V86H172ZM200 84H202V85H200ZM206 84H208L210 87L205 88L204 85H206ZM225 84H227L226 85L227 88L226 87H220L221 85H225ZM228 84H230L231 88L228 86ZM214 85L217 86L218 88L215 87ZM232 86L233 87L235 86V87L232 88ZM194 87H195V89H194ZM132 88H134L133 91H132ZM196 89L199 90L200 92L196 91ZM221 89H224L225 91H223ZM236 91H238V93ZM152 92H150V93H152ZM232 92H234L235 94ZM170 93H172V92H167L165 95H167V94L169 95ZM136 97H138V98H136ZM149 97H152V95H150ZM202 98H205V100H202ZM219 100H220V102H219ZM116 101L119 102V99H116ZM153 101H154V99H151V101L148 100V103L146 101L145 106L142 107L141 109L144 108V110H145V107L147 104L148 105H147L146 109L151 108L152 107L151 105L154 104ZM149 102H150V105H149ZM205 103H208L210 105V107L212 106L211 104L213 103L214 106H212V108H210L209 105L207 104V106H206ZM46 105H47V103H45V104L42 103L41 104L42 109H44L46 107ZM132 105L133 106L136 105V106L133 107ZM206 107L208 108L207 111L204 110V108H206ZM211 109H213V110H211ZM214 110L217 111L216 112L217 115L212 113V112L215 113ZM202 111H203V114L201 113ZM246 111H247V114H246ZM218 112L220 114H218ZM248 112H249V114L250 113L251 114L248 115ZM179 113L176 115V117H178ZM223 114H225V115H223ZM219 115L220 116L223 115L222 121L224 120L223 118H225V120L227 119V121H228V122H226L227 124L225 123V126L227 128H225V126L222 128L226 132L223 130L218 132V130L214 129L215 123H218L217 118L220 117ZM243 115L245 117V123L242 122L244 120ZM261 115H263V116H261ZM44 117H46V116H44ZM179 117H180V115H179ZM241 118H243V119H241ZM180 120L178 118L176 123H174L175 127L176 128L178 127V129H179V127H183V128H181L182 130H184V128H185V130H187L188 127H186L184 124H183L184 125L183 126L182 125L183 122H181ZM249 120L253 123H251ZM177 122H179V125ZM248 122H250V123H248ZM260 122L262 124H260ZM247 123L249 125H247ZM36 124L38 125V128H37L38 131L37 132H35V133L32 132L31 134L25 133L22 135V137H19V138H17L15 135L13 136V135L9 134V130L6 133V136H7L6 144L7 145L15 144L16 147L20 148L18 150L19 152L15 154V156H16L15 161L19 164L20 172H21V179L23 182L22 184L24 185V188L26 190L24 193L28 197L34 193V190L32 189L33 186H35V185L38 186L39 184H42V183L45 184V183L51 182V181H45L44 178H42L41 173L44 172L42 167H44V169H46L47 171L53 173V174L48 173L46 175L48 178L60 176L61 171H60V173H57V170H55L53 167H49V165L52 163L53 160L58 161L57 157H61L62 155H64V153L58 152L57 149L52 148L51 143H52L53 139L60 137L62 133L67 134L68 131H66V130L71 128L70 126H66L65 128H59L58 131H56V130H49L46 125L39 124V122H36ZM213 125H214V127H212ZM240 125H242V126H240ZM24 126H25V123H23V125H22V123L16 124V127H17L19 133H21L20 131H23ZM228 127L229 128L231 127V130H229ZM247 127H248V129H247ZM203 132H206V133H203ZM220 132H222V133H220ZM223 132H225L226 134H229L232 132H235L236 134H241L240 136L237 135V139H239V142H237L238 147L235 150H233V152L230 150V147H228V148L223 147L224 145L222 144V142L218 138V137H220V134L226 135ZM244 132L246 135L244 134ZM209 133H211V134H209ZM215 133H217V134H215ZM41 134H44V135L42 136ZM205 134L206 135L209 134V138H208V135L206 136ZM248 134H249V136H248ZM210 135H211V138H210ZM217 135H218V137H217ZM33 136H34V138L38 137V138L43 139V141H38L37 144L40 145V147L43 146V151H44V153H46V155L44 154L45 157L41 156V158H40L34 152H32L33 146L28 143V140L30 137H33ZM177 136H179V137H177ZM202 137H204V138H202ZM241 137H243V139ZM244 138L246 139V141ZM14 139L15 140L17 139V140L15 141ZM209 140L212 142H209ZM213 140L216 142H214ZM192 141L190 144L193 145ZM219 142H221V143H219ZM177 143H178V145H177ZM212 143L215 144L214 145L215 147L213 146ZM37 144L35 146H37ZM46 145H47V147H46ZM44 146L46 147V149ZM245 147H249V151H250V154L252 156V157L250 156L251 158L249 156H246L243 154H238V152L236 153L237 155H235V157L232 156L235 154V152L238 149L244 150ZM131 148L133 149L134 147H131ZM124 149H126V146H124ZM174 150H176V153ZM148 151L146 150V152H144V153L141 152L142 153L141 156L143 158L147 157L148 153H149ZM196 151H198V152H196ZM173 153H175V154L173 155ZM218 153H221L222 156L216 157V155ZM51 159H52V161H51ZM180 160L182 162H180ZM65 161H67V159H65ZM184 161H187V162L184 163ZM248 161H249V163H248ZM139 163H141L142 165ZM180 163L182 166L180 165ZM60 165L61 164L58 163L57 167L59 168ZM196 167H202L203 169H205V170H203V173L205 175L208 174L210 182L207 179L201 178L202 176H200V174L198 175V172L196 170H194V169H196ZM64 171L62 170V172H64ZM233 172H234V174H233ZM228 173H232L233 175L232 174L228 175ZM64 174L65 173H62L61 178L67 176ZM199 176L202 179V181H200V182H199V179H200ZM71 178H73L74 182H72L71 184L67 183V181H70ZM113 179H115L116 181L120 180L121 183H119L115 187L111 184L112 182L115 181ZM196 179H198V180L196 181ZM231 180L232 181L235 180V182L239 184V187H242V185H245L246 188H248L250 190V192L247 195L248 196H250V195L254 196L253 197V200H254L253 203H255V202L256 203L252 204V205H248V203H247L248 201H245L244 205H242L241 208L239 207L240 209L236 208L237 207L236 202H234L235 205H233L231 207L226 206V205L218 206V210L222 212V213H220V215L222 214L223 217H220V215L215 216L212 220L216 221V224H212V222H210L209 226L205 229V231H203L201 233L200 236H198V234H197V230L199 229L197 225L195 227L194 226L188 227L187 225H182L180 223V214H181L182 210L184 211V209L190 208V205L192 204L190 201H188V199H189V197H191L193 190L199 191L202 188L198 187V186L208 187V185H209V188H215V189L219 188L220 189L222 187L223 189H226V187H229V185L231 184V182H232ZM221 181H222V183H221ZM143 182H144V184H143ZM191 182H192V184H191ZM129 183H130V185L132 184L131 186H133V187H128ZM150 184H151V186H150ZM153 184H155V185H153ZM255 184H257V185H255ZM211 185H212V187H211ZM147 186L149 187V189H147L148 188ZM257 186H259V187H257ZM251 188H252V190H251ZM108 189H110V190H108ZM123 189H124L123 193H125V194L121 195V193H119V192H121ZM150 189L152 190V192L154 190L156 191L155 196L157 199L155 198L156 201H154L156 204L153 203L152 205L154 207L157 206L155 208L158 209L159 211L155 210L156 212H154L149 208V207H151V205H150L151 203L148 201L146 196H147V193L149 192ZM239 189H241V188H238V191H240ZM32 191H33V193H32ZM251 191H252V193H251ZM28 192H29V194H28ZM113 192H115L117 194H113ZM128 193L130 195L133 194L132 197L134 200L131 199L132 197H129ZM184 193H185V195L183 196ZM118 194L120 195V197L118 196ZM221 194L222 193L220 191L218 195H221ZM84 195H87V194L84 193ZM134 196H136L138 198H136ZM127 197H129V199ZM227 197L228 196H224L225 199H227ZM39 198H41L40 195L37 196V199H35L37 201V203H38V201L41 202V199H39ZM144 198L147 200H145ZM127 199L128 200L131 199V202L129 201L130 202L129 203ZM228 199L231 200L232 197H228ZM87 200H88V202H87ZM132 200H133V202H132ZM183 200H185V201H183ZM145 201H148V203H145ZM187 201H188V203H187ZM94 202H97V203H94ZM257 202H259V203H257ZM86 203H91V204L86 205ZM80 204H82V205H80ZM126 204H127V206H126ZM142 204H144V206H146V207H143ZM140 206H142L140 208L141 210L139 209ZM246 206H248V208H250L251 210H254V215H253L254 217L253 216L250 217L249 220H253V218H255V217H256L255 219L260 218L261 220L259 219V221H256L253 223L248 222L246 219L242 220V218H241L242 214L241 213L244 211L243 210L244 208L246 209ZM16 208H17L16 205L12 206L11 208H9V211H10V209L15 210ZM106 208H108V206ZM229 208H231V210H229ZM166 209H167V211H166ZM228 210L231 212H229ZM89 211L91 213L87 214V212H89ZM226 211H228L229 213H227ZM163 212L165 213V215ZM225 213H226V215H225ZM138 214L139 215L142 214V215L139 216ZM86 217H87V220H86ZM127 217H128V219H126ZM139 218H141V219H139ZM69 222H71V223H69ZM95 223H97L103 227L102 231H104V232L101 235L94 234V231H92L90 229V226H92V224H95ZM61 224H63V225H61ZM89 229H90V232H89ZM112 230H113V232H112ZM215 231H217V232H215ZM233 231L245 233V235L243 236V239L245 242H247V245L245 244L243 246V249H245L246 246H248L250 244V246L252 248L250 247L251 249H249V251H244L243 249L242 250L236 249V247L233 246V243H231V241L227 240V239H230L229 234H233ZM111 232H112V235H111ZM131 232H132V234H131ZM139 233H141V234H139ZM108 234H110V235H108ZM126 235L127 236L130 235V236L127 237ZM140 235H141V237H139ZM131 239H132V241H131ZM88 240H89L88 238H85L84 240H81L82 242L80 241V243H86ZM106 241H108V242H106ZM18 243H22V245L25 243L26 246L25 245L22 246L20 244V246L18 247L16 245ZM99 244L101 245V247H98V246H100ZM107 247H110L113 251L110 248H109L110 250L108 251ZM96 249H98V250H96ZM136 249H137V251H136ZM50 250H52V251H50ZM99 251H101V252H99ZM107 251H108V253H107ZM115 251H117V252H115ZM111 252H113V253H111ZM184 252H186V253H184ZM108 255H110L111 258ZM105 256H106V258H105ZM71 258L73 259L74 255L73 256L71 255L70 259ZM107 258H109V259H107ZM216 259H218V260H216ZM210 264H212V263H210Z\"/></svg>",
	"mask_w": 264,
	"mask_h": 264
}]
</instances>
